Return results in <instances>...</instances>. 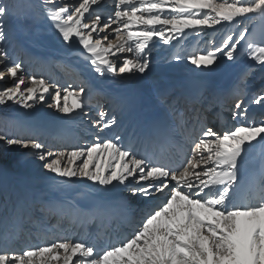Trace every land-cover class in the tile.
Instances as JSON below:
<instances>
[{
	"label": "snow or ice",
	"instance_id": "1",
	"mask_svg": "<svg viewBox=\"0 0 264 264\" xmlns=\"http://www.w3.org/2000/svg\"><path fill=\"white\" fill-rule=\"evenodd\" d=\"M104 4L29 0L28 8L33 21L46 20L69 55L86 61L97 78L143 76L157 45L178 44L188 31L200 34L224 24L239 25V31L225 35L219 44L183 57L176 53L173 59H186L201 72L214 71L221 57L236 61L239 54L251 60L253 65L240 73L230 92L232 119L240 123L218 132L201 121L187 129L177 154L167 158L141 152L119 134L103 135L119 127L116 116L104 110L91 120L95 139L84 147L54 151L34 133L0 132V161L23 149L25 159L34 158L67 183L87 180L106 194L109 186H123L147 202L136 210L124 202V223L130 230L123 234L106 230L91 240L65 235L18 249L5 243L0 264H264V157L251 177L243 175L253 142L264 144V117H249L250 104L264 105V88L247 95L256 66L264 73V36L255 39L244 21L264 24V0H114L107 15ZM13 7L0 0V106L11 102L34 109L48 95V107L56 112L87 115L83 84H52L27 74L22 62L10 57L4 47L5 21L15 14ZM161 102L167 103V97ZM34 211L27 219L39 236L46 217L36 218ZM19 213L17 205L14 220Z\"/></svg>",
	"mask_w": 264,
	"mask_h": 264
},
{
	"label": "bare ground",
	"instance_id": "2",
	"mask_svg": "<svg viewBox=\"0 0 264 264\" xmlns=\"http://www.w3.org/2000/svg\"><path fill=\"white\" fill-rule=\"evenodd\" d=\"M239 30L238 25L236 31ZM248 30L249 34L254 35L257 40H260L264 36V24L259 20L254 21ZM229 32L231 31L225 30V34ZM19 43L17 42V52L22 49L23 57L20 61L24 65L27 74L31 73V75H36L38 78L44 77L45 79H53L54 76V81L50 82L52 84L63 85L66 81L65 79L68 78L71 84L75 86H78V81H80L86 87V90L93 86L94 82H88V79L84 80L80 67L70 63L73 60L70 59L69 61L60 56L54 57L42 53L37 54ZM174 54L169 56L172 59L170 61H174L175 64L179 65L178 63H181L182 59L176 61L173 59ZM179 54L181 55V53ZM73 57L77 58L74 55ZM231 62L227 61L228 64L225 65L224 70L220 74L212 72L201 78H192L190 82L183 86L180 85L177 88L179 91L174 93L173 86L171 84L170 87L167 86L166 81L155 83L158 78H164L163 73L164 71H168L167 66H163L161 71H151L147 76L143 74V76H109L107 78H100L99 84L105 82L116 93H120L117 96L114 92L110 91L111 94H103L102 96L104 99V105H102L105 106L103 110L109 116L115 115L119 123V127H113L112 133L105 132L103 135L119 134L124 138L125 142L131 139L135 147L141 152L146 151L156 156L167 158L177 154L179 145L184 143L187 129L193 126L199 127V122L201 121L218 132L232 127L234 120L229 118L232 117V113L223 110L231 106L230 100L232 99V95L230 92L235 84L232 82V79L238 75V80L242 68L244 70L253 65V62L246 60L241 63H235L234 61L229 69L226 70ZM55 63H59V70L52 68L53 65H56ZM175 64H169V66H176ZM31 65L34 67L33 71H30ZM222 67L220 65L217 69H221ZM237 67H240L241 70H235ZM52 70L55 71L53 76ZM213 89L217 90L218 93L210 97ZM145 92L151 95L156 93L155 99L152 102H148L146 94L140 95ZM112 93L117 97L114 98ZM130 94L134 95L127 96ZM86 95L84 97L85 104L92 103L86 107L85 112L95 110L98 107V97L101 96L97 94L94 99L89 98L90 94L88 90L86 91ZM161 97H167V103L162 104ZM205 97L206 100L210 101L213 98L212 102L215 103L212 107L210 106L211 109L206 111V113L203 110V106L207 103L201 99ZM132 98L143 100L142 104L133 101ZM198 100H201L200 105ZM169 105H172V109L168 108ZM189 107L192 115L190 123L187 124L184 119V113ZM220 110H222V115H219ZM261 111H264V105L251 106L249 107V117L257 119ZM86 113L87 115L79 113L72 116H60L57 114L42 121L26 119L20 120V122L26 128L27 133H34L46 145L51 147L52 150L55 151L60 148L70 149L73 146L84 147L95 139L96 129L92 125H89L91 123L88 118L93 116V114L89 111ZM86 118H88V121ZM157 122H160L164 131L169 135V139L164 144L161 140H149L148 138L150 131L156 128ZM254 145L255 147L248 154L243 172L246 180L260 168L261 162H258V160L261 159L262 161V157H264V144L254 142ZM26 156L23 155L22 157L25 158ZM26 160L27 166L24 169L27 172L24 180L0 168V246H3L5 243L11 246L14 241H19L18 245L11 246L18 249L25 245H37L43 241H50L56 237L65 235L71 236L76 240L81 238L91 240L98 233L106 230L116 231L118 235L123 234L130 230L124 223L125 214L128 211L124 202L129 201L132 210L141 209L147 203L139 197H132L130 193L125 194L123 186H117L116 188L109 186V193L106 194L102 190H98V186L85 180L84 183L91 188L90 192H88L91 201L88 205L79 206L74 199L68 196L62 194L57 196L52 189L46 190L47 186L43 181L44 179L48 178L58 181L64 180L63 178L55 177L53 174L48 173L41 167V163L34 158ZM33 162L38 164L39 171L34 172L29 168L28 165ZM72 182L79 183V185L83 183V181L79 182L75 178ZM6 189L8 190V195L5 192ZM13 201L14 203L11 208L10 203ZM17 205L20 206V213L14 220L13 211L17 208ZM41 207L45 209L44 213H41ZM32 209L35 210L34 216L36 218H40L42 215L46 217L45 221L39 225V236L37 235V226L27 219L28 212ZM137 215H139L138 212ZM87 232L88 235L85 237V233ZM6 236L7 240L5 239ZM30 238L32 240L36 238L34 244L29 243Z\"/></svg>",
	"mask_w": 264,
	"mask_h": 264
},
{
	"label": "rangeland",
	"instance_id": "3",
	"mask_svg": "<svg viewBox=\"0 0 264 264\" xmlns=\"http://www.w3.org/2000/svg\"><path fill=\"white\" fill-rule=\"evenodd\" d=\"M7 3L10 5H13V12L14 15H10L5 23V32L7 34V41L4 44V47L7 48L10 57L12 59H22V49L21 51L17 52V42H20L19 44H22L26 48H30L32 51H34L37 54H45V55H51V56H60L64 59H67L70 61V63H73L80 67V72L82 75H84V80L88 79V82H94L92 87L87 88L90 96L89 98L94 99L95 95L99 94L101 97H98V107L95 110H88L93 114V116L88 117L89 121L98 118L99 111L103 110L105 106H103L104 99L102 98L103 94L109 95L111 94L110 91L114 92L117 96L120 95V93H116L114 89H112L107 83L102 82L99 84V81L102 79L97 78L93 75L91 72V69L87 66V62L84 60H81L79 57L74 58L73 55H69L68 50L62 45L59 38L56 36L55 31L52 29L51 25L45 20V21H39L34 22L31 16V12L28 8L29 0H6ZM32 2H35V0H32ZM114 8V0H105L104 4V12L105 15L111 13V11ZM245 25H247L248 29L252 26L253 23L244 22ZM238 25H227L224 24L222 26H217L215 30L213 29H207L205 32L197 34L192 31H188L187 35L183 38H181L180 43L173 42L172 45H163L162 43L157 45L156 48L153 49L150 60H151V66L150 70L147 71L144 76H147L148 73H151V71L157 72L158 70L161 71L163 66H167L168 71L161 72L164 74V78L159 79L155 81V83H162L166 81L167 86H173V93L179 91L177 88L180 85H184L192 78L195 77H203L204 75L210 74V73H217L220 74L222 70H224L225 65L228 64L227 61L221 57L218 61L219 65H222L223 67L221 69L215 68L212 72H201L198 69H195L194 66L190 65V63L183 59L180 61L181 63H178L179 65L175 64L169 56L174 53H181V56L183 57L186 53H191L193 51H196L197 49H204L206 47H211L213 43L219 44L223 37L227 34H234L237 32ZM231 31L229 33L225 34V30ZM240 28V26H239ZM235 38V35H234ZM244 45V42L241 41V47ZM74 47H76L74 45ZM24 49V48H23ZM175 51V52H174ZM249 60L245 56H240L238 54V59L235 61V63H241L243 61ZM234 61L230 63V65L227 66V69L231 66V64ZM56 65H53L52 68L54 70H59L60 67L58 66L59 63H55ZM169 64H175L176 66H169ZM32 67V68H31ZM34 67L30 66V71H33ZM54 70H52V76L54 75ZM82 70V71H81ZM235 70H241L240 67L235 68ZM242 71L243 68H242ZM166 72V74H165ZM226 72V71H223ZM31 75V73L29 74ZM237 76L232 79L233 83L237 82ZM100 79V80H99ZM49 82L54 81L53 79H47ZM66 81L61 86H66L67 84L71 83L69 81L70 79L66 78ZM85 80V81H86ZM11 81L9 82V84ZM79 87L82 83L78 81ZM171 84V85H170ZM262 88H264V73H262L259 70V67L256 66V71L249 77L248 80V86H247V95L248 97L253 96L254 94L258 93ZM122 89V88H120ZM159 90V88H158ZM155 90V91H158ZM161 92V91H160ZM141 93L140 95L146 94ZM112 93V96L116 98L117 96ZM137 94V93H134ZM134 94H130L127 96H133ZM148 97V102H152L155 99L156 93L146 94ZM87 96V95H86ZM203 99V98H201ZM133 101H137L139 104H142L143 100L132 98ZM46 101L50 102V97L46 95ZM44 103L43 105H36L34 109H22L18 106L12 104L9 102L8 106H0V132L11 130L13 132H26V128H24L23 124H21L20 120H46L48 118H51V116L63 115L61 113L56 112L54 109L48 107V103ZM231 106L226 107L225 111H229L232 113L233 110V98L230 100ZM92 102H90L88 105L90 106ZM198 103H201V100H198ZM103 104V105H102ZM164 104V103H162ZM87 105V107H88ZM176 105V104H175ZM255 104H250L249 107L254 106ZM213 104L211 105V107ZM107 107V106H106ZM171 107V108H170ZM211 107H207L206 111L211 109ZM169 109H172V105L168 106ZM86 111V112H88ZM191 109L187 108L184 113V119L187 124L190 123L191 118ZM222 115V113H221ZM96 117V118H95ZM264 117V111H261L257 119H260ZM88 118L87 121H88ZM232 118V117H229ZM233 120V119H232ZM240 123V121H234V124L232 126ZM21 124V125H20ZM91 125V124H89ZM254 144V142H253ZM188 151L190 152V146L188 147ZM23 155H27L26 150L23 149H15L13 152L9 153L7 158L3 161H0V168L7 171L9 174H14L17 178L25 179L26 176V169L25 166H27V160L23 158ZM29 168L36 172L39 171L38 164L37 163H30L28 165ZM34 180V178H33ZM44 183L46 184L47 188L46 190L52 189L53 192L59 196V194H62L64 196H68L69 198L74 199L76 201V204L79 206H85L88 205L91 201L90 195L88 192H90V189L86 183H84L85 180H79V182L83 181V183H80L82 185H79V183L71 182L67 183L65 180H52V179H44ZM86 184V185H85ZM85 186V187H84ZM123 190V189H122ZM6 189L5 192L8 195ZM125 194H128L129 192L125 189ZM123 192V191H122ZM11 197V195H10ZM14 201L10 203V206L12 208ZM10 211V210H9ZM88 235V232L85 233V237ZM1 237V235H0ZM31 242L29 243H35L36 238H30ZM50 239V238H48ZM1 241V238H0ZM15 242V243H14ZM11 246L14 247V245H18L19 241H14ZM28 243V244H29Z\"/></svg>",
	"mask_w": 264,
	"mask_h": 264
}]
</instances>
